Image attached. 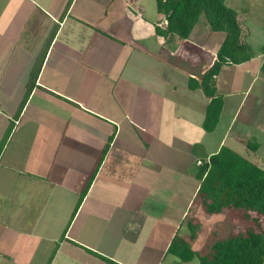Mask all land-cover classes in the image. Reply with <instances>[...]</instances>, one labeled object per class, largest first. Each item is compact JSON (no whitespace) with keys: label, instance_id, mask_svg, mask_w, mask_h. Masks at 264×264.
<instances>
[{"label":"crops","instance_id":"0c3cea01","mask_svg":"<svg viewBox=\"0 0 264 264\" xmlns=\"http://www.w3.org/2000/svg\"><path fill=\"white\" fill-rule=\"evenodd\" d=\"M235 12L255 56L222 67L206 132L188 82L224 39L207 22L181 39L157 0H0V264H183L197 167L221 147L264 165V27Z\"/></svg>","mask_w":264,"mask_h":264},{"label":"trees","instance_id":"16d2710c","mask_svg":"<svg viewBox=\"0 0 264 264\" xmlns=\"http://www.w3.org/2000/svg\"><path fill=\"white\" fill-rule=\"evenodd\" d=\"M158 10L166 17L167 25L161 34L176 35L187 39L199 19L206 18L213 32H220L224 39L215 53L214 62L203 73L200 81L190 78V89H199L209 99L202 128L206 132L214 130L220 110L222 96L217 94L215 78L225 65H240L254 58V51L246 42L247 28L238 19L235 10L225 5V0H157ZM264 74V63L261 66ZM37 70L34 72L36 75ZM29 94V91H28ZM27 94V96H28ZM26 96V98H27ZM21 103L18 114L22 111ZM10 125L0 143V153L7 142ZM112 138L102 150L93 174L88 178L81 192L80 201L86 195L94 174L101 165ZM248 149L256 151V143H248ZM200 185L196 200L198 207L207 215L240 212L246 225H238L229 233L211 241L205 253L195 252L191 246L200 226L194 213L186 217L184 225L189 232L187 237L176 234L167 254L179 262H189L195 256L200 264H264V171L247 158L221 147L209 157L207 162L197 167Z\"/></svg>","mask_w":264,"mask_h":264},{"label":"rangeland","instance_id":"374dc122","mask_svg":"<svg viewBox=\"0 0 264 264\" xmlns=\"http://www.w3.org/2000/svg\"><path fill=\"white\" fill-rule=\"evenodd\" d=\"M232 4L234 6L232 7L233 9L239 12L247 11L248 15L246 17H250L251 20L253 18L257 24H259L261 27H264V0H232ZM200 20V22L205 24L207 22L206 18L203 16L200 18ZM247 105L248 103L243 108V110H245V108L247 109ZM250 141V144L257 142L255 140ZM262 147L264 149V146H261V148ZM180 168L181 167H179L178 171H180ZM261 168L264 171V165H261ZM194 216L199 219L200 226L197 228L198 230H196V237L192 242H190V246L195 252L200 254L206 252L211 241L215 240L216 238L226 236L231 229L240 224L246 225V222L243 221L241 213L236 211H232L227 214H213L211 216H207L202 212L200 207H197L194 211ZM188 232L189 230L187 226L183 225L178 235L187 237ZM183 264L200 263L199 259L195 256L192 260L189 262H183Z\"/></svg>","mask_w":264,"mask_h":264}]
</instances>
